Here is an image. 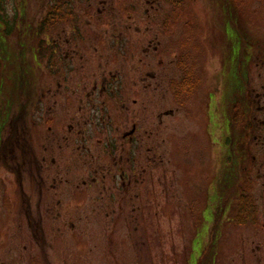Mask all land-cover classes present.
<instances>
[{
  "label": "rangeland",
  "instance_id": "1",
  "mask_svg": "<svg viewBox=\"0 0 264 264\" xmlns=\"http://www.w3.org/2000/svg\"><path fill=\"white\" fill-rule=\"evenodd\" d=\"M37 1L33 40L46 37ZM234 1L183 0L173 21V0H75L79 22L52 37L83 44L51 67L0 25V264H264V0ZM15 7L0 2L8 22ZM191 54L203 81L178 108L170 81ZM221 87L224 120L235 98L261 104L227 145L207 126ZM242 194L256 202L244 219Z\"/></svg>",
  "mask_w": 264,
  "mask_h": 264
},
{
  "label": "flooded vegetation",
  "instance_id": "2",
  "mask_svg": "<svg viewBox=\"0 0 264 264\" xmlns=\"http://www.w3.org/2000/svg\"><path fill=\"white\" fill-rule=\"evenodd\" d=\"M15 2H16V7L14 10V15H17V17L15 18V21H14V24H15L14 27L15 28L17 27L18 31H21V30L23 31V35L19 37L20 39H18L20 49H21V51L18 53L23 52V53L28 54V56L30 55L33 58L34 62L41 61V59L48 57L47 60H48V66L49 67L52 66V60H53V58H56V57L58 58V60H61V61L64 60L65 63H67V64L70 63V60L72 59V55L75 54L74 51L78 52L77 48L72 47V44H74V43H76L78 45L80 43L83 44V42H81L84 40L83 35H80V31L75 30L76 35H75V37H73V39L67 37L65 39V41H62V40H60L59 37H56V38L52 37V33H53V27L59 21L71 18V21L75 22L76 24L79 22L78 15L74 9L75 0H47V3H44L45 13H42V14H44V16L38 22V25H39L38 28L39 27H45L46 28L45 32H44V33H46V37L38 38L37 40H35L37 37L34 38V40H33V36L28 35L33 31V26H34L33 21H29L28 19H26L27 15H30L29 14V8L32 4V0H15ZM40 3H41V0H38L36 2L37 6H39ZM44 7H42V9H43L42 12L44 11ZM18 18H19V20H18ZM43 22H45L44 26H42ZM2 23H3V26L6 27L7 24L4 21H2ZM75 28L78 29V27H75ZM122 38H124V37H122ZM7 39H8V37H6V39H5L4 47L6 48L7 51H9L7 48L8 47L7 46ZM121 40L123 43H124V41L128 42L126 38H125V40H123V39H121ZM27 44H30V46L28 48H26ZM168 48H170V47H168ZM179 48H180V45H178V47L175 46V49L179 50ZM151 49L154 52H157V53L162 54V55H164V53H162V52L168 51V50H163L164 47L161 46V44L159 42L154 44V43L149 41L145 50L148 52ZM71 50H73V51H71ZM124 50H126L125 46H124ZM177 52L179 53L180 51H177ZM63 54H66V55L63 56ZM30 65H31V72H32V66L33 65L31 63H30ZM32 73H34V72H32ZM182 74H181V76H182ZM151 75H153V77L156 76V74H153V73ZM181 76L179 75L178 78H172V79H176L179 81L181 79ZM171 82H172V80L170 81L169 87H171L173 89ZM95 88L96 87H94V91H95ZM175 88L178 91V95H173V97H175L177 99V104H178L177 107L180 108L186 104V98L191 93L190 92L188 93L187 91L186 92L183 91V93H181L180 92L181 87H179V85H177V87H175ZM116 90L119 91V88H117ZM44 93H46V92H44ZM209 98H210V102H209L210 111L208 112V116H207V120H208L207 126L209 129L208 133L211 136L214 135V136L218 137L217 140L222 141V144L223 143L225 144V142H226V145H227V137H228L229 133H231L230 132V120L232 118H234L233 116L235 114H239L242 112V110H241V108H243L242 104H241L240 100H238L236 98H235L236 100L235 99L232 100L231 101L232 112H233L234 107L236 108V110L234 111V115L232 113L231 119L229 118V116L227 114L226 120H224V118H225V110L224 109H225V105L228 103V100H227L228 97H226L223 94L222 87H221V95L219 97L216 95L215 92H211L209 94ZM255 103L257 104L258 109L261 110L260 109L261 104L259 103L258 97L256 98V101L253 102L254 105H255ZM263 126H264V123H263ZM137 131H138V126L136 125V123H134L132 129L129 132H126L124 135L128 136V137L129 136L133 137L136 135ZM240 133H242V132H240ZM255 137H256V134H255ZM238 142L240 145V147L238 149L242 150L243 149L242 141L238 140ZM163 143L161 141L162 146H163ZM257 152H260V149H256V152H255V150L253 152L254 154H253L252 163L253 162L254 163L252 165V169L255 172V176H256V153ZM248 154H250V153H248ZM226 155H227V153H226ZM34 156H35V154H34ZM33 159L35 161L34 167L37 170L41 169L43 164L38 163L37 156ZM225 159H226V163H227V156L225 157ZM161 161H162V158H161ZM215 168L217 169L216 165H215ZM210 172H212V171H210ZM215 176H217V175H215ZM121 178L122 179L124 178L123 174L121 175ZM223 179L225 180V182H227V179L225 178V174L222 172L220 174V180H223ZM218 194H219V190L215 191L213 193V195H211V193L209 195L205 194V199L207 197H209V198H213L214 196L218 197ZM253 205L256 208L255 200L253 202Z\"/></svg>",
  "mask_w": 264,
  "mask_h": 264
},
{
  "label": "trees",
  "instance_id": "3",
  "mask_svg": "<svg viewBox=\"0 0 264 264\" xmlns=\"http://www.w3.org/2000/svg\"><path fill=\"white\" fill-rule=\"evenodd\" d=\"M4 0H0V2ZM234 1V0H233ZM174 5V19L173 21H178L180 20L181 17V10H184V3L183 0H173ZM235 4V1H234ZM236 5V4H235ZM237 6V5H236ZM229 9V8H228ZM6 10L3 12H0V25L1 27L3 26L2 21H4L7 25H6V32L8 34H11L12 31H14V21L15 18L17 17V15H14L15 18H13L12 23L7 21V17L6 16ZM229 14H231V16L233 15V12L229 11ZM45 25V22H43L42 26ZM0 27V28H1ZM41 29H46L45 27H40ZM5 35V34H4ZM5 37H7L5 35ZM185 46H187L186 44H184ZM187 57V55H186ZM1 59V58H0ZM192 59L193 56L191 54V62L188 60L187 61H183L182 59L179 62V65L181 66V69L183 71V74L181 76V79L178 81L176 79H173L171 84L173 87V91H174V95H178V91L175 87H177V85H179V87H181L180 92L183 93V91H187L188 93H193L194 91H196L198 89V87L201 86L202 84V77L201 74L199 73L198 69H197V63L195 64L194 62L192 63ZM3 60V59H1ZM4 62V60H3ZM5 62L3 65V68H5ZM184 89V90H183ZM178 97V96H177ZM241 102V100H240ZM243 102V101H242ZM253 105L252 100L250 98L247 99V102H245L241 108L242 112L239 114H235L232 118L231 121V126L234 130H239L243 133L245 137H249L251 135V133H249V128L252 126V121L250 120L249 117V110L251 108V106ZM234 111L236 110V108L234 107L233 109ZM19 117L15 116L14 118V122H17ZM15 128V127H14ZM256 211L255 206L253 205V196L251 194H242L241 197V201L239 203V207L237 210V216L240 217L241 219H244L245 217H247V215H251L252 213H254Z\"/></svg>",
  "mask_w": 264,
  "mask_h": 264
}]
</instances>
